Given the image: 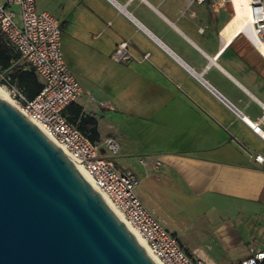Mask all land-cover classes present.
Masks as SVG:
<instances>
[{
  "label": "crops",
  "instance_id": "0c3cea01",
  "mask_svg": "<svg viewBox=\"0 0 264 264\" xmlns=\"http://www.w3.org/2000/svg\"><path fill=\"white\" fill-rule=\"evenodd\" d=\"M35 6L60 21L62 53L69 51L63 57L73 74L85 76L75 75L79 103L95 115L99 140L113 135L122 144L113 164L137 175L135 192L145 207L178 236L157 199L212 197L222 207L244 206L249 229L264 238V54L245 36H233L224 16L231 7L220 12L186 0H35ZM121 40L129 56L116 61ZM87 94L110 105L89 104ZM128 121L138 135L135 148L123 138ZM256 246L264 248V239Z\"/></svg>",
  "mask_w": 264,
  "mask_h": 264
},
{
  "label": "water",
  "instance_id": "95a60500",
  "mask_svg": "<svg viewBox=\"0 0 264 264\" xmlns=\"http://www.w3.org/2000/svg\"><path fill=\"white\" fill-rule=\"evenodd\" d=\"M0 264H157L68 154L1 92Z\"/></svg>",
  "mask_w": 264,
  "mask_h": 264
},
{
  "label": "built area",
  "instance_id": "2783aa9c",
  "mask_svg": "<svg viewBox=\"0 0 264 264\" xmlns=\"http://www.w3.org/2000/svg\"><path fill=\"white\" fill-rule=\"evenodd\" d=\"M193 2H209L220 12L229 6L231 15L228 12L224 15L229 20L234 14L231 0H186L187 5ZM249 4L251 16L233 36L241 34L254 47L264 48V0H249ZM0 31L7 44L20 54L42 83L39 91L30 98L14 83H8L9 96L18 109L88 173L93 185L104 194L122 219L137 230L148 250L161 264H207L202 258L190 255L178 236L141 202L135 192L137 175L130 169L114 166L108 155L118 153L120 143L117 138L107 136L101 142L92 141L65 116V107L71 101L79 103L83 90L63 57L58 18L46 10H37L35 0H0ZM128 56V41H119L112 57L119 61ZM1 74L5 77L6 73L0 70ZM85 97L87 103L96 107L110 105L108 100L97 99L91 94ZM254 158L262 161L263 156L255 154ZM234 264H264V248H251L248 255Z\"/></svg>",
  "mask_w": 264,
  "mask_h": 264
},
{
  "label": "rangeland",
  "instance_id": "374dc122",
  "mask_svg": "<svg viewBox=\"0 0 264 264\" xmlns=\"http://www.w3.org/2000/svg\"><path fill=\"white\" fill-rule=\"evenodd\" d=\"M66 52L69 55V51L63 49V56L67 58ZM70 64L75 65V62L74 64L70 62ZM74 75L80 77L82 81L85 80L83 74ZM7 76V72L5 77L0 75V86L3 85L6 92L10 82ZM128 123L121 128L123 138L129 140L130 147L135 148L137 143L134 142L138 139V135L131 122L128 121ZM116 154L108 155L113 163H115ZM216 201L212 197L194 199L182 195L178 198L171 196L165 201L157 199L155 204L168 222V227H174L177 230L179 239L193 255L202 258L207 264H234L248 255L251 248H257L255 245L258 240L264 238L252 233L249 229L250 224H246V221L252 218L245 216L247 210L244 206L226 205L222 207Z\"/></svg>",
  "mask_w": 264,
  "mask_h": 264
},
{
  "label": "trees",
  "instance_id": "16d2710c",
  "mask_svg": "<svg viewBox=\"0 0 264 264\" xmlns=\"http://www.w3.org/2000/svg\"><path fill=\"white\" fill-rule=\"evenodd\" d=\"M0 70L7 72L10 83H14L27 97H33L41 88L42 83L34 70L13 50L6 42L0 31ZM67 119L76 126L92 141L99 140L97 120L91 112H84L80 103L71 101L64 109Z\"/></svg>",
  "mask_w": 264,
  "mask_h": 264
},
{
  "label": "bare ground",
  "instance_id": "6f19581e",
  "mask_svg": "<svg viewBox=\"0 0 264 264\" xmlns=\"http://www.w3.org/2000/svg\"><path fill=\"white\" fill-rule=\"evenodd\" d=\"M233 9H234V15L233 17L230 19V21L228 22L229 27H231L233 29V33L236 32V30H238L239 28L242 27V25L244 24V22H246L250 16H251V5L249 4V0H231ZM262 52V54H264V48L260 47L259 48ZM0 92L1 94L7 99L9 100L12 104H14L17 108H19L16 103L10 98L9 94H7L6 89L2 86H0ZM82 172L87 176V178L91 181L90 176L88 175V173L86 171H84L79 165H77ZM93 184V183H92ZM95 187V186H94ZM96 188V187H95ZM97 191L99 192V194L104 198V200L114 209V211L119 215V217L122 219L120 213L108 202V200L106 199V197L104 196V194L98 189L96 188ZM123 220V219H122ZM123 222L128 226V228L130 229V231L133 233V235L137 238V240L140 242V244L144 247V249L147 251V253H149V255L152 257V259L157 263V264H161V262L148 250L144 239L139 235V233L137 232V230L133 227H131L127 222H125L123 220Z\"/></svg>",
  "mask_w": 264,
  "mask_h": 264
}]
</instances>
